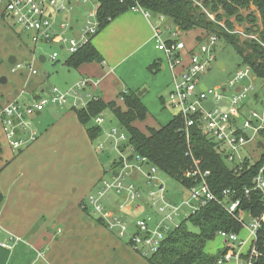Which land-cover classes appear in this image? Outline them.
Wrapping results in <instances>:
<instances>
[{
    "label": "built area",
    "instance_id": "built-area-1",
    "mask_svg": "<svg viewBox=\"0 0 264 264\" xmlns=\"http://www.w3.org/2000/svg\"><path fill=\"white\" fill-rule=\"evenodd\" d=\"M90 0H0V25L7 27H21L28 32L31 42L34 45L51 44L61 46L70 55L75 54L84 45L89 44L98 34L100 22L97 18V7L92 10L86 20L74 22L71 18L62 23L58 22L62 14H71L74 8ZM83 2V3H82ZM97 2V0H96ZM132 12H139L152 24L154 39L157 49L163 52L168 60L169 68L173 74L172 87L169 93V105L180 115L186 125L187 133L190 128L200 125L203 134L215 141L219 145L220 152L226 157L229 164L243 165L242 152L247 145L256 143L260 133L264 131V113L249 109L247 102L254 90L255 76L250 73L252 70L245 67V70L238 69L234 77L223 88L210 89L202 84L203 77L217 66V47L219 40L216 36H209L202 43L196 44L191 50L189 62L184 60L183 53L186 51V44L182 41V32L176 27L175 31L166 22V17L156 18L140 6L131 8ZM58 54L55 53L51 60L56 61ZM16 70H21L24 65L16 64ZM33 74L37 71L32 66L27 67ZM180 71H177L178 69ZM98 81L83 78L72 89L61 91L58 88L51 90L49 99L42 96L35 98L30 104L13 102L1 108L0 123L9 146L14 151L24 150L38 139V132L35 129L33 118L44 112L47 106L55 105L71 109L86 108L92 100H98L100 96H93L88 92L92 86H97ZM205 87L202 89L201 86ZM233 91L232 96H227L228 91ZM124 91L123 94H127ZM214 103L213 110L206 107L207 103ZM223 103V105H221ZM227 108V109H225ZM97 125L104 123L100 115L96 120ZM109 137L113 139V144L118 150L120 142H129V137L114 128ZM104 146H101L102 150ZM122 168L116 174L112 172L109 181L102 180L96 185L94 194L87 200L93 205L95 215L105 224L106 228L114 231L120 238L130 241V246L134 251L144 257L157 253L163 240L171 233V229L160 222L153 232H150L152 218L145 217L138 220L136 232L129 234L128 224L120 216L111 212L105 206V202L110 201L114 196L122 198V202L117 204V210L122 211L128 202H136L142 197L141 192L132 180V169L140 172L146 180V184L151 187L159 185V199L157 192H151V198L155 206H159L160 212H165L167 207L173 209L172 215L166 219L173 220V217L186 214L188 209L190 215H194L211 203L223 205L229 214L236 216L241 207V200L237 198V193L233 190H225L221 197L216 196L208 184L209 173H203L198 168L185 174L187 179L195 178L198 185L189 189V195L180 205H174L167 200L165 187L158 180L159 169L150 166L145 158L135 156L139 164H132L126 159L123 153ZM250 159V158H249ZM138 165V166H137ZM149 165L148 172L143 167ZM137 166V167H136ZM254 191H261L264 194V168L254 179L252 189H245V196L248 198ZM162 203V205H160ZM83 208L86 209L83 203ZM183 211V212H182ZM189 215V216H190ZM187 216V218L189 217ZM186 218V219H187ZM244 219L241 218L242 222ZM244 228L250 233L251 243L244 253L243 249L249 240H240L239 235L234 233L220 232L222 238L229 244L228 254L222 256L217 264L230 263L235 260L236 264H257L264 259L263 249L259 247V231L264 224V216L258 219H249ZM176 229V228H175ZM1 237V234H0ZM18 241L10 237L8 241L0 239V246L11 248ZM139 246H142V250ZM238 246V248H236Z\"/></svg>",
    "mask_w": 264,
    "mask_h": 264
},
{
    "label": "crops",
    "instance_id": "crops-1",
    "mask_svg": "<svg viewBox=\"0 0 264 264\" xmlns=\"http://www.w3.org/2000/svg\"><path fill=\"white\" fill-rule=\"evenodd\" d=\"M77 21L83 20L77 19L75 22ZM152 24L139 12L129 11L116 18L92 40V45L101 54L104 63L84 64L75 69L80 77L76 84L83 78L98 81V85L89 88L88 92L93 96H100L106 103L117 101L119 105L122 101L118 98L119 94L127 90L145 89L142 103L146 108V94L153 93L162 97L165 92L170 93L173 74L165 54L157 49ZM193 31L182 33L188 49L197 44L199 35H203L198 30L199 34L195 39L185 36ZM57 47L63 51L61 46ZM186 53L187 51L184 56ZM11 54L13 53L6 50L5 44L0 45V59L6 55L9 63V58L13 56ZM39 59L41 63L47 61L44 56ZM18 62L17 59L16 64L22 65ZM154 62L159 65V71L155 75L149 70ZM16 64L9 63L12 75L21 73L20 78L12 76L17 91L0 89V110L13 102L21 103V95L26 96L28 101L31 99L24 103L30 104L46 93L44 86L47 75L44 74L45 78L39 77L37 68L32 64H25L21 70H16ZM28 66H32L37 74H33ZM180 70L179 68L177 71ZM58 107L49 105L43 113L33 118L38 139L24 150L14 151L9 146L0 123V141L3 140L4 143V146L0 143V193L3 196V212L0 214V230L3 234L0 239L8 241L11 236L18 239L11 248L0 246V264H150L146 257L133 250L129 239L120 238L116 232L107 229L105 224L97 223L99 219L85 216L75 203L64 201L66 185L57 187L56 184L60 161L73 151L79 153L81 147H90V137L74 111L77 122H73L72 112H62V119L52 124L48 130L45 127L43 130V124L54 117L55 110L62 111L63 108ZM176 115L178 113L173 118ZM160 127L155 126L156 129ZM76 135H80L79 142L75 140ZM263 145L260 142V148ZM133 160L135 158L129 161ZM15 165L17 168L13 169ZM147 166L149 165L144 168ZM38 174L48 178L38 179ZM131 174L132 183L143 181L144 176L136 169H132ZM94 180L95 177L91 182ZM97 184L98 182H94L92 185ZM122 201V198L114 196L107 202L110 203L107 209L119 215L117 204ZM126 205V209H131L132 202ZM247 240L248 250L250 233Z\"/></svg>",
    "mask_w": 264,
    "mask_h": 264
},
{
    "label": "trees",
    "instance_id": "trees-1",
    "mask_svg": "<svg viewBox=\"0 0 264 264\" xmlns=\"http://www.w3.org/2000/svg\"><path fill=\"white\" fill-rule=\"evenodd\" d=\"M97 3L100 27L96 36L116 18L138 5L154 18L166 17L182 33L202 31L203 35L196 39L197 44L212 35L219 41H225L239 55L242 66L249 67L258 80L264 81V0H97ZM253 7L260 16L261 28L252 32L255 35L252 39H242L239 34H230L229 31H232L233 27L228 20L224 26L221 24V12L228 18L238 16L242 10L250 11ZM213 15L215 21L212 20ZM195 46L196 44L189 49L186 47V55L183 53L186 63L189 62L191 50ZM91 63H104L92 41L71 55L66 66L78 69ZM149 70L153 75L157 74L158 62H154ZM138 93L139 91L129 90L127 94H119L121 105L117 102L106 103L99 98L90 101L86 108L72 111L76 112L91 140L101 133L99 126H91V123L105 111H111L129 137L127 144L134 155L129 160L135 156L145 158L150 166H155L187 190L196 187L198 181L195 178L187 179L185 174L198 168L203 173H209L207 181L216 196L221 197L222 192L229 189L237 193L241 207L236 216L229 214L223 205L211 203L187 218L197 232L190 231L182 224L161 242L157 253L146 257L150 264H217L230 249L226 247L223 251L211 255L205 250L207 243L214 240L220 232L239 235L249 219L260 220L264 216V194L254 191L248 198L245 196V189L253 188L254 179L264 168V152L257 161L247 158L241 167H229V162L220 152L219 145L203 134L199 124L190 128L187 133L185 121L180 115H176L166 126L142 131L136 127V123L145 122L149 112ZM161 102L165 104L163 98ZM259 137L264 143V131ZM259 145L260 143L258 147ZM122 165V161L114 163L112 172L117 174ZM101 181L102 179L99 183ZM2 202L3 196L0 193V208ZM241 218L244 219L242 222ZM97 223L104 224L100 219ZM257 245L263 249L264 224L259 231ZM257 264H264V259L259 260Z\"/></svg>",
    "mask_w": 264,
    "mask_h": 264
},
{
    "label": "rangeland",
    "instance_id": "rangeland-1",
    "mask_svg": "<svg viewBox=\"0 0 264 264\" xmlns=\"http://www.w3.org/2000/svg\"><path fill=\"white\" fill-rule=\"evenodd\" d=\"M96 7V0H90L87 3L81 4L80 7L74 8V11L71 12L70 15L62 14L61 16H59L58 22L62 23L69 18H71L74 22L77 19L86 20L89 14L92 13V10ZM221 14L223 16V22L221 24H223L224 26L225 21L228 20L230 25L233 27L232 31H229V33L239 34L242 39H252L255 36L252 32H255L258 28H261L260 16L254 7L250 11L242 10L238 16L227 18L223 12H221ZM212 20L215 21L214 15L212 16ZM166 22L169 24L172 30L175 31L176 27L168 19H166ZM197 34H199V31L194 30L191 33H187L185 36H189L191 39H195L197 37ZM1 44H5L6 50L12 52L13 54L11 55L17 57L19 61L18 63H21L22 65L32 64L34 68H37L39 77L45 78V75L48 76V79H46V84L44 86L46 93L45 95L43 94L44 96H42L45 99L50 98L51 90L53 88H58L64 92L68 91L76 85V81L80 78L75 69L66 66V62L71 57L68 52H65L64 50L61 51L59 47L51 44L42 43L35 46L31 42L28 32L21 27L11 28L5 25H0V45ZM55 53L58 54L59 58L56 61H52L51 58ZM40 56H44L47 61L45 63H41L39 59ZM7 59L8 58L6 57V55H3V58L0 59V81L2 78H7L8 80L6 84H2L0 82V89H10V91L14 92L17 91V88H15V81L12 76L17 75V77L20 78L21 73L12 75V66L9 65ZM217 62L223 63L225 69L221 70L217 66H214L202 79V84L206 85L210 89L223 88L224 86H227L228 82L234 77L235 72L238 69L245 70V67H243L241 64L239 55L236 53L234 48L230 45H227L225 41H219L218 43ZM250 74L254 76L253 72H251ZM167 92H165L162 97L157 96L153 93H151L150 95L146 94L147 97L145 101L147 103L149 113L145 122H138V124H136V127L138 129L147 131L148 128L154 129L155 126L160 127V125H167L173 118V116L178 113V111L170 107L168 98L169 93ZM232 93L233 91L229 90L227 96H232ZM255 96H257V98H255ZM20 97V102L22 104L28 103L31 100L30 99L28 101L27 97L24 95H21ZM106 98L108 99L109 97L107 96ZM161 98H163L165 104L161 102ZM247 102L249 103V109H253L260 114L264 113L263 80H258L255 77L254 90L249 96ZM60 108H63L62 111L55 110V113L53 115L54 117L50 118L47 123L43 124V130L44 127L48 130L49 127L52 126V124L62 119V112H65L67 114H70V112L73 113L72 109L68 105ZM81 109L82 108H80L79 110ZM101 116L104 119L103 124L97 125L95 120L91 123V126H99L101 130L99 136L94 140H91L90 138L88 139L90 147H81L79 153L73 151L66 158L61 160V168L57 170L56 173L57 187H60L61 184L66 185V194H63L64 201L75 203L78 207H80L85 216L87 215L94 220L99 219V216L95 215L93 205L90 204L87 200V198L91 194H94L96 190V186H93L92 184L94 182L99 183L98 180L101 177V179L105 181L111 180V167L114 163H117L121 160V153H123L126 159L134 156L127 142H120L119 146L121 147V150H118L113 144L114 140L109 137V133L114 128H117L121 133L127 134L126 130L120 126L119 122L116 120L112 112L107 110L102 113ZM165 117L167 122H165ZM73 122H77V118L74 113ZM75 140L79 142L80 135H78V137L76 135ZM261 140L262 139L258 137L255 141L256 143L247 145L242 152V156L249 157L252 161H257L261 154L264 152V148L258 147V142H262ZM0 143L4 146L3 140L0 141ZM109 144L112 145L109 146ZM101 146H104L102 150L100 149ZM132 162L134 163V165L139 164L136 160H133ZM229 167H233V165L229 164ZM16 168L17 166L15 165L13 169ZM143 169L145 171H149L150 167H143ZM94 177L95 180L91 182V179ZM157 177L159 182H161L165 186L166 197L170 203L178 206L185 199H187L189 191L182 187L177 181L170 178L161 171L158 172ZM37 178L45 180L48 178V176H41L40 174H38ZM51 179L52 181H54L53 177ZM134 184L141 192L142 197L136 202H132L131 209L125 208L122 211H119L118 215L122 218L123 221L128 224L129 234H133L136 232V225L138 220L145 217L152 218V222L150 223L151 233L162 221H164L165 226L170 227L171 232L182 224H185V226L190 231H198L186 219L187 216L190 215L188 209H185V215L181 213L180 216L173 217L172 221L166 219L173 213V209L171 207H167L165 212L163 213L159 211V206L154 205V201L150 195L151 192L155 191L158 194V199L160 198L158 193L160 188L159 185H157V187H149L146 184L145 177L143 178V181L139 180ZM83 203L85 204L86 211H84L85 209L83 208ZM160 205H162V203ZM105 206L109 208L110 203L107 204V202H105ZM1 211L3 212V210L0 208V214H2ZM248 221L247 225H249ZM0 234H3L2 230H0ZM238 237L240 240L248 239L249 232L247 230V227L242 230ZM228 245L229 244L225 241L224 238H222L220 235H217L214 240L207 243L205 250L208 254L215 255L223 251L226 247H228ZM247 246H245V248ZM139 247L142 250V246ZM236 248H238V246H236ZM246 250L247 248L243 252L245 253ZM225 264H236V262L235 260H233L231 263Z\"/></svg>",
    "mask_w": 264,
    "mask_h": 264
},
{
    "label": "water",
    "instance_id": "water-1",
    "mask_svg": "<svg viewBox=\"0 0 264 264\" xmlns=\"http://www.w3.org/2000/svg\"><path fill=\"white\" fill-rule=\"evenodd\" d=\"M9 63H10L11 65H15V64L17 63V58H16L15 56L10 57V58H9ZM217 67H218L219 69H221V70H224V64H223V63L218 62ZM0 82H1L2 84H6V83L8 82V80H7V78H2ZM201 88H202V89H205L204 85L201 86ZM145 92H146V90L139 91V93H138L139 97H142L143 94H144ZM221 105H223V103H221ZM206 107H207L209 110H213L214 107H215V105H214V103L210 102V103H207V104H206ZM85 220H86V218H85Z\"/></svg>",
    "mask_w": 264,
    "mask_h": 264
}]
</instances>
